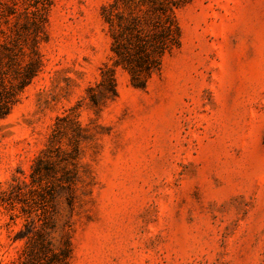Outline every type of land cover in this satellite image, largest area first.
<instances>
[{
  "label": "rangeland",
  "instance_id": "obj_1",
  "mask_svg": "<svg viewBox=\"0 0 264 264\" xmlns=\"http://www.w3.org/2000/svg\"><path fill=\"white\" fill-rule=\"evenodd\" d=\"M107 1L50 0L44 72L0 118V184L62 118L81 151L73 264H264V0H191L161 72L137 89L118 70L96 108ZM22 224L0 209V263Z\"/></svg>",
  "mask_w": 264,
  "mask_h": 264
},
{
  "label": "trees",
  "instance_id": "obj_2",
  "mask_svg": "<svg viewBox=\"0 0 264 264\" xmlns=\"http://www.w3.org/2000/svg\"><path fill=\"white\" fill-rule=\"evenodd\" d=\"M191 0H108L101 16L110 55L99 80L87 89L91 106L118 95L117 73L145 89L161 72L164 59L181 47L178 12ZM50 0H0V118L9 116L45 69L46 9ZM57 118L49 143L26 172L17 168L0 184V209L23 219L12 243L16 255L0 264H73V215L80 182L78 133L71 149L60 146L66 134ZM80 127L78 121L75 122Z\"/></svg>",
  "mask_w": 264,
  "mask_h": 264
}]
</instances>
